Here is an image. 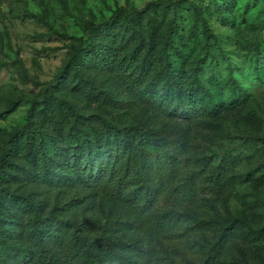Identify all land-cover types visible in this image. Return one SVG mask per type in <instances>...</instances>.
Returning a JSON list of instances; mask_svg holds the SVG:
<instances>
[{"label":"trees","instance_id":"obj_1","mask_svg":"<svg viewBox=\"0 0 264 264\" xmlns=\"http://www.w3.org/2000/svg\"><path fill=\"white\" fill-rule=\"evenodd\" d=\"M148 7L126 14L120 8L107 21L88 23L87 36L70 50L63 79L85 89L94 87L88 75L106 73L119 88L136 92L157 72L178 111L214 115L233 103L225 96V80L214 73L204 80L196 70H187L178 45H162V23ZM205 32L211 34L208 25ZM134 40L133 50L124 48ZM110 106L122 121L138 110L133 102ZM197 150L187 133L160 140L139 126L120 127L99 115H81L66 97L35 101L0 151V264H151L183 232L218 229L214 221L190 225L180 209L205 207L199 197L203 183L227 200L235 158L216 154L200 159L194 157ZM25 179L46 187L56 201L54 211L86 209L90 218L76 222L57 213L45 215L36 192L19 190L25 189ZM256 181L264 183V172ZM84 192L93 199L89 208L80 196ZM161 197L172 198L173 208L161 210ZM17 210L33 215L27 219ZM240 233L262 238L264 227L249 228L242 220L220 236L209 235L196 250L202 264H223L218 256ZM129 234L140 239L126 240Z\"/></svg>","mask_w":264,"mask_h":264},{"label":"rangeland","instance_id":"obj_2","mask_svg":"<svg viewBox=\"0 0 264 264\" xmlns=\"http://www.w3.org/2000/svg\"><path fill=\"white\" fill-rule=\"evenodd\" d=\"M147 6L162 23V45H178L187 70H196L204 80L212 73L225 80V96L233 103H225L214 115L178 111L163 92L157 72L136 92L119 88L106 73L88 75L94 87L85 89L71 78L63 79L70 50L87 36L88 23L107 21L120 8L126 14ZM136 40L124 48L133 50ZM48 95L71 99L81 115H99L120 127L139 126L160 140L187 133L198 144L196 158H235L227 200L203 183L199 197L205 207L180 209L190 225L214 221L218 229L183 232L151 264H202L196 250L209 235L220 236L242 220L249 228L264 227V183L256 181L264 172V0H0V151L23 126L34 102ZM116 102L137 103L138 110L122 121L110 106ZM23 186L21 192L38 194L35 200L45 215L57 213L76 222L91 216L86 209L54 211L56 201L44 185L25 179ZM80 196H85L86 208L93 205L88 192ZM173 205L172 198H160L161 210ZM16 214L27 219L33 215L21 210ZM125 239L137 242L140 237L129 234ZM217 260L264 264V237L251 240L240 233Z\"/></svg>","mask_w":264,"mask_h":264}]
</instances>
